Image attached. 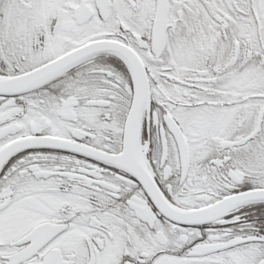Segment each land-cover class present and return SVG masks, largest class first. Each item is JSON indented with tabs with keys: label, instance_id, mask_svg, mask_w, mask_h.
<instances>
[{
	"label": "snow or ice",
	"instance_id": "snow-or-ice-1",
	"mask_svg": "<svg viewBox=\"0 0 264 264\" xmlns=\"http://www.w3.org/2000/svg\"><path fill=\"white\" fill-rule=\"evenodd\" d=\"M0 264H264V0H0Z\"/></svg>",
	"mask_w": 264,
	"mask_h": 264
}]
</instances>
